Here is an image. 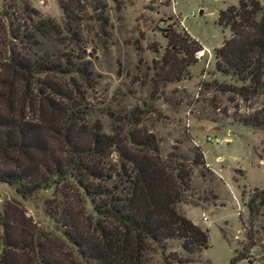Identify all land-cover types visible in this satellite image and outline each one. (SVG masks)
I'll return each mask as SVG.
<instances>
[{"label":"trees","instance_id":"16d2710c","mask_svg":"<svg viewBox=\"0 0 264 264\" xmlns=\"http://www.w3.org/2000/svg\"><path fill=\"white\" fill-rule=\"evenodd\" d=\"M56 2L76 42L79 15L69 0ZM22 14L8 32L16 43L0 41V183L32 202L52 189L42 204L53 227L23 226L19 237L1 221L0 264H153L149 253L170 238L187 254L206 248V232L176 210L177 203L194 202L190 181L200 154L194 148L190 157L176 149L161 154L136 109L106 112L104 132L84 102L88 61L42 47L53 21L26 3ZM216 23L229 36L214 50L215 70L245 82L249 92L264 90V7L237 0L218 10ZM165 38L189 58L197 49L185 34L169 31ZM238 120L263 124L264 113Z\"/></svg>","mask_w":264,"mask_h":264},{"label":"rangeland","instance_id":"374dc122","mask_svg":"<svg viewBox=\"0 0 264 264\" xmlns=\"http://www.w3.org/2000/svg\"><path fill=\"white\" fill-rule=\"evenodd\" d=\"M69 1L80 18L76 42L63 29L56 0H0V41L16 43L8 32L22 22L26 3L39 17L53 21V30L40 40L42 47L88 61L90 87L84 102L104 132L110 121L106 112L121 115L136 109L161 154L176 149L190 157L194 148L201 157L202 164L191 174L194 202L177 203L176 210L206 232L207 246L187 254L177 239H166L163 248L149 253L150 262L264 264V123L238 120L264 113V90L249 92L245 82L213 65L214 50L229 36L216 23L217 12L235 7L237 0ZM257 1L264 7V0ZM98 2L104 4L100 10L93 8ZM164 31L196 41L191 58L170 47ZM52 193L46 189L32 202L0 183V223L19 237L32 224L51 230L42 201Z\"/></svg>","mask_w":264,"mask_h":264},{"label":"built area","instance_id":"2783aa9c","mask_svg":"<svg viewBox=\"0 0 264 264\" xmlns=\"http://www.w3.org/2000/svg\"><path fill=\"white\" fill-rule=\"evenodd\" d=\"M179 25H181V26H182V24H181V20H179Z\"/></svg>","mask_w":264,"mask_h":264}]
</instances>
